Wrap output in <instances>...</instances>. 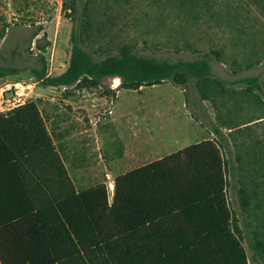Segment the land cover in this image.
<instances>
[{
    "label": "trees",
    "instance_id": "trees-1",
    "mask_svg": "<svg viewBox=\"0 0 264 264\" xmlns=\"http://www.w3.org/2000/svg\"><path fill=\"white\" fill-rule=\"evenodd\" d=\"M64 5L72 21L66 68L48 73L46 45L38 39L31 63L0 56V77L29 70L44 86L67 87L98 86L103 77L117 76V88L131 89L172 80L202 113L191 115L214 136L117 174L109 200L104 183L76 187L38 101L0 112V264H264V240L248 228L244 186L238 188L242 228L230 208L235 159L204 104L226 91L225 80L213 73L212 54L220 52L169 59L123 46L95 58L85 46L86 4ZM236 81L260 88L259 75Z\"/></svg>",
    "mask_w": 264,
    "mask_h": 264
},
{
    "label": "rangeland",
    "instance_id": "rangeland-1",
    "mask_svg": "<svg viewBox=\"0 0 264 264\" xmlns=\"http://www.w3.org/2000/svg\"><path fill=\"white\" fill-rule=\"evenodd\" d=\"M64 1L0 0V56L18 65L31 63L39 39L46 45L48 73L62 72L69 62L72 26ZM82 2L87 6L81 16L85 46L95 58L123 46L169 59L220 52L219 57L212 54L213 73L225 80L226 91L215 103L204 104L224 132L232 127L236 175L228 179L230 208L237 211L242 228L238 188L244 186L248 228L264 240V159L259 167L255 147L261 137L255 138L253 124L239 128L244 121L264 120V0H207L200 6L177 0ZM14 48L16 54L11 53ZM250 75H259L260 88L248 89L236 81ZM114 79L103 77L98 86L65 87L44 86L29 70L0 77V112L12 110L4 99L13 94L14 83L29 84L25 102L38 101L76 187L104 183L109 200L117 174L214 136L191 115L202 113L186 99L181 85L165 80L138 89L117 88L120 79Z\"/></svg>",
    "mask_w": 264,
    "mask_h": 264
},
{
    "label": "crops",
    "instance_id": "crops-1",
    "mask_svg": "<svg viewBox=\"0 0 264 264\" xmlns=\"http://www.w3.org/2000/svg\"><path fill=\"white\" fill-rule=\"evenodd\" d=\"M1 91H2V89L0 90V93H1ZM262 121H264L263 118L262 117H258V118H255V119L251 120V121L243 122L239 126V128H243L244 129L246 126L253 124L255 126V130H254V133L253 132L252 133L254 134L255 138L258 139L257 136L261 137V139L260 138L258 139L259 140L258 144L255 146L256 147V151H257L258 164H259L258 166L259 167H260V164H261V160L264 159V124H262L264 122H262ZM227 130H228V132H225V134H226V136L228 138V141L231 144V139H230V136H229V132L231 131V128H227ZM207 138H212V136L210 137V136L205 135V136L201 137L200 139L195 140L194 142H199L200 140L207 139ZM194 142H192V143H194ZM180 148H182V147H179L177 149H180ZM177 149H175V150H177ZM175 150H173V151H175ZM263 162H264V160H263ZM137 166H139V165H137Z\"/></svg>",
    "mask_w": 264,
    "mask_h": 264
},
{
    "label": "built area",
    "instance_id": "built-area-1",
    "mask_svg": "<svg viewBox=\"0 0 264 264\" xmlns=\"http://www.w3.org/2000/svg\"><path fill=\"white\" fill-rule=\"evenodd\" d=\"M13 86V94L10 97L4 99V101H7L12 105V109L25 103L26 88L29 86V84L17 82L14 83Z\"/></svg>",
    "mask_w": 264,
    "mask_h": 264
},
{
    "label": "bare ground",
    "instance_id": "bare-ground-1",
    "mask_svg": "<svg viewBox=\"0 0 264 264\" xmlns=\"http://www.w3.org/2000/svg\"><path fill=\"white\" fill-rule=\"evenodd\" d=\"M114 78H115V79H119V77H117V76H115ZM115 79H114V80H115ZM114 80H113V81H114ZM113 83H114V82H113ZM115 83H117V82H115ZM115 83H114V84H115Z\"/></svg>",
    "mask_w": 264,
    "mask_h": 264
}]
</instances>
